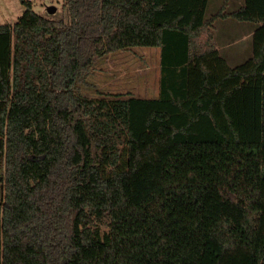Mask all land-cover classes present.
<instances>
[{
  "label": "trees",
  "instance_id": "16d2710c",
  "mask_svg": "<svg viewBox=\"0 0 264 264\" xmlns=\"http://www.w3.org/2000/svg\"><path fill=\"white\" fill-rule=\"evenodd\" d=\"M62 0L0 23V264H264V0ZM252 25L236 66L214 23ZM160 50L157 96L96 58ZM101 96L89 98L79 85Z\"/></svg>",
  "mask_w": 264,
  "mask_h": 264
},
{
  "label": "rangeland",
  "instance_id": "374dc122",
  "mask_svg": "<svg viewBox=\"0 0 264 264\" xmlns=\"http://www.w3.org/2000/svg\"><path fill=\"white\" fill-rule=\"evenodd\" d=\"M33 10L49 19L68 21V13L62 6V0H30ZM226 0H220L216 7L210 6L209 12H216L225 6ZM51 7L54 11L49 12ZM231 7V6H230ZM24 6L20 0H0V23L13 24L22 14ZM220 23V22H219ZM221 24V23H220ZM233 30V29H232ZM217 33L219 27L217 26ZM234 31H227L231 37L230 46L221 50L229 66H236L251 55V39L238 38ZM217 42H220L216 36ZM228 41V39L221 42ZM222 45V44H221ZM159 50L155 47H132L96 58L95 66L88 82L96 85L102 94L132 95L141 98L157 96L159 89ZM81 91L89 98L100 97L94 87L79 85ZM2 185L0 183V198Z\"/></svg>",
  "mask_w": 264,
  "mask_h": 264
},
{
  "label": "crops",
  "instance_id": "0c3cea01",
  "mask_svg": "<svg viewBox=\"0 0 264 264\" xmlns=\"http://www.w3.org/2000/svg\"><path fill=\"white\" fill-rule=\"evenodd\" d=\"M242 2L243 0H226V4L229 7L240 5ZM217 26L219 27V33H217ZM213 29L215 31V36H217V38L220 41V42H217L216 40L217 49L221 51L225 47L231 45L229 42L231 40V37H226L227 31L229 32L234 31V33H236L235 35L236 37L246 39V38L251 37L252 25L251 23H248V22H240V21H235V20L226 18V19H219L218 21H215ZM226 39H228V41L221 42ZM157 49L159 50V48ZM159 53H160V50H159ZM159 70H160V59H159Z\"/></svg>",
  "mask_w": 264,
  "mask_h": 264
},
{
  "label": "water",
  "instance_id": "95a60500",
  "mask_svg": "<svg viewBox=\"0 0 264 264\" xmlns=\"http://www.w3.org/2000/svg\"><path fill=\"white\" fill-rule=\"evenodd\" d=\"M48 11H49V12H52V11H54V9L51 8V7H49V8H48Z\"/></svg>",
  "mask_w": 264,
  "mask_h": 264
}]
</instances>
